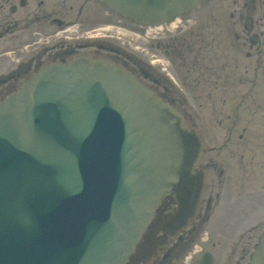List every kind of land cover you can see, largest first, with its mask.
I'll list each match as a JSON object with an SVG mask.
<instances>
[{
	"label": "water",
	"instance_id": "95a60500",
	"mask_svg": "<svg viewBox=\"0 0 264 264\" xmlns=\"http://www.w3.org/2000/svg\"><path fill=\"white\" fill-rule=\"evenodd\" d=\"M98 1L148 26L205 0ZM203 149L122 66L94 56L44 66L0 103V264H125L165 195L177 204L170 233L194 215ZM250 264H264V231Z\"/></svg>",
	"mask_w": 264,
	"mask_h": 264
},
{
	"label": "flooded vegetation",
	"instance_id": "af4514ba",
	"mask_svg": "<svg viewBox=\"0 0 264 264\" xmlns=\"http://www.w3.org/2000/svg\"><path fill=\"white\" fill-rule=\"evenodd\" d=\"M119 35L146 49L127 46ZM80 54L130 70L205 144L215 142L208 152L229 146L221 158L202 155L205 180L193 219L165 233L164 219L176 208L175 196H165L155 238L142 239L126 264H249L264 229V221H252L264 220V205L251 203L256 196L264 202V0H206L151 34L112 17L96 0H0V102L44 65ZM252 153L261 164L255 187L245 168ZM229 157L240 169L231 168ZM223 208L235 212L213 220L224 217Z\"/></svg>",
	"mask_w": 264,
	"mask_h": 264
},
{
	"label": "rangeland",
	"instance_id": "374dc122",
	"mask_svg": "<svg viewBox=\"0 0 264 264\" xmlns=\"http://www.w3.org/2000/svg\"><path fill=\"white\" fill-rule=\"evenodd\" d=\"M129 25V24H128ZM132 29V28H131ZM114 33V31L112 30V29H110V30H108L107 31V34L108 35H110V34H113ZM122 39H123V41L126 43V45L128 46H139L141 49H146V43L145 42H143V43H135L134 41H131V39L129 38L130 37V35H128V36H126V37H123L122 35H119ZM109 40V39H108ZM219 40H221V38H219ZM109 42V41H108ZM112 42H114V43H112ZM117 40H111V42H109L110 44H117ZM153 42V41H152ZM155 46V45H154ZM153 46V47H154ZM143 54H145V53H143ZM141 55L142 56V58H144V59H146L147 60V58L149 57H147V56H145V55ZM153 54V52H152V49L150 50V55H152ZM156 58H161L162 59V57L161 56H159L158 54H157V57ZM208 116L210 115V118L211 119H213L214 118V116H216V114L214 113L213 114V116H212V113H206ZM219 115L222 117L221 118V120L222 119H224L223 117H225L226 116V113H222V114H220L219 113ZM209 144H207V146L208 147H211V146H213L214 145V143L215 142H208ZM228 147L229 146H226V148H225V150L223 151V152H221V153H217V152H208L206 155H205V157H207V156H215V155H219V157L221 158V156L223 155V154H228ZM222 154V155H221ZM221 155V156H220ZM228 160L230 161V166H231V168H233V169H235V171L236 170H238V169H240L238 166H237V163H236V157H234V159L232 158H228ZM245 168H247V170H248V172H249V178H250V186H252V187H255V186H259L260 185V182H259V180H260V172H261V164H260V161H259V159H258V157H255L254 155H253V153L251 154V156H250V160H249V162L248 163H246V165H245ZM251 203L253 204V206L254 207H261V206H263L264 205V202H263V200L262 199H260L258 196H256V197H254L252 200H251ZM258 205H260V206H258ZM230 205H228V207H229ZM231 207V206H230ZM224 209V208H223ZM256 210L258 209V208H255ZM235 211H233V209L232 208H225L224 209V211H223V213H225L223 216V218L221 219V218H214L213 220H227V217H229L230 215H232L233 213H234ZM259 211L257 210V213H258ZM230 213H232V214H230ZM248 213H251V211L249 210L248 211ZM252 214V213H251ZM252 221H254V222H262V221H264V220H252Z\"/></svg>",
	"mask_w": 264,
	"mask_h": 264
}]
</instances>
